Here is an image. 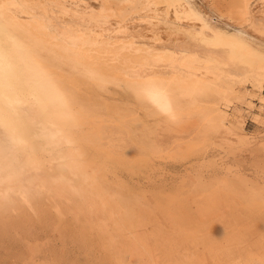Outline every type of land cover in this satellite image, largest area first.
<instances>
[{"label": "bare ground", "instance_id": "6f19581e", "mask_svg": "<svg viewBox=\"0 0 264 264\" xmlns=\"http://www.w3.org/2000/svg\"><path fill=\"white\" fill-rule=\"evenodd\" d=\"M61 1L0 0V128L5 136L3 142L6 143V145L0 144V205H4V202L10 204L11 194L14 193L20 208L29 207L32 201L36 200V194L39 195L42 190H52L53 194L49 202L53 210L50 209L55 211V214L60 218L72 214L78 223L83 241L97 247L96 250L98 249L101 253L105 251L112 260L118 262L120 254L116 250L114 240L116 237L112 236L115 234L114 231L112 230L113 233L110 231L112 235L109 234L111 228L108 230L110 226L104 224L105 221L101 222L104 219L94 221L88 215L87 210L91 208L88 204L86 207L83 206V203L86 202L82 200L83 198L78 199L77 195L80 193H76L75 198L72 199L70 195L67 196L59 188H54L43 181L35 183L30 178H27L26 184L23 185L20 182L22 172L28 167L27 161L32 157L24 154L27 159L22 165L13 160L19 157L21 150L28 149L31 155L41 153L59 169L62 182L59 184L65 183L69 178H80L89 188L94 186V191L91 190L90 195H98V191L95 189L97 179L89 167L92 164L105 167L103 162H119V160H115L114 153H110L111 150L109 149V152L100 143L102 135H106L105 131L103 133L100 128L102 125L97 121L98 118L96 120L99 114L91 107L94 97H99L101 102L103 99L101 96L109 93L113 88H120L132 100L135 106L134 110L147 112L146 115L156 118L161 122L157 123L163 125L162 134L157 132L158 139L155 137L156 133L152 134L153 130L150 127L142 128L143 126H141L144 137H141L142 142L146 141L151 144L154 151L162 152L160 150L164 143L169 141L173 144L178 138L184 144L187 141L184 142L186 139L183 138L191 136L195 130L197 132L193 134L195 136L202 132L206 136L207 131H209L208 133L210 131L220 132L224 127V118H221L222 114L218 111L219 105H217V101H214L226 95L236 83L247 80L255 81L257 84L262 83L264 81V53L259 52L258 48H254L252 46L254 43L250 45L249 41V43L246 42L247 40H243L241 36L239 37L233 32L208 29L209 26L207 27L203 17L186 0H110V2L101 0L104 14L100 11L97 16L89 14L86 17L75 11L70 14L67 10L61 11L65 8ZM250 1L227 0V12L231 16L247 19L246 17L252 15L250 14ZM70 2L68 3L70 4ZM86 4L88 7V3ZM130 7H136V9L142 7L137 9L134 14L145 16V19L154 17L150 21L155 27V31L152 33L154 35L150 33L151 36H147L149 34L142 36V33L136 38L134 35L131 37L132 32L126 31L127 24L125 28L119 26V30L114 31V28H112L113 31L110 30L113 18L124 16V12ZM78 9L76 10L78 11ZM256 14L252 15V18L264 23V13L257 14L259 17ZM111 16H114L111 18L112 20ZM127 18L129 16L123 21L117 19L114 22L123 23ZM140 19L138 18L139 21ZM136 23L138 24L137 21ZM136 23L134 22V24ZM161 30H164L162 34L164 39L159 40L158 34ZM141 31L143 30L139 28L138 32ZM143 32H146L145 29ZM137 34L135 32V35ZM115 90L112 91L116 92ZM225 97L227 98V96ZM108 100H110L109 103H114V100ZM116 102L121 103L120 101ZM124 102L122 101V103ZM126 103L128 105L129 102L122 104L125 106L124 109L128 108ZM104 106L105 110L109 112L112 110V114L117 115V117L114 116L115 118L122 119L123 116L128 117L127 114L130 113L129 110H121V107H110V104H104ZM117 107L119 106L117 105ZM136 116L134 119L140 118L139 114ZM190 118L198 119L197 124L193 125L196 128L192 126L193 128L189 129L186 126V129L181 127L178 128L180 130H175L174 125L178 126L180 123L183 124L182 122L189 123L190 121L186 120H190ZM92 119L96 121L90 122ZM102 119L103 117L99 121L107 118ZM126 120L124 119V121ZM137 123L139 122L135 124ZM105 125L103 124L104 127ZM112 127L114 129L108 127V132L113 131V134H118L119 139L120 134H124L121 138H125L122 140L125 139V142H129L128 145H130L132 140L129 137V131L132 129L125 131L119 126L116 129L115 126L112 125ZM110 128L112 131L109 130ZM137 129L135 130L137 131ZM172 129L175 131L171 132ZM137 133L139 134V131ZM106 134L108 135V133ZM108 136L106 139L110 140L112 135ZM137 136L139 135L134 137L138 138ZM153 137L156 138V141L152 139ZM116 138L117 135L114 139ZM191 138L189 137L187 140L195 139L193 136ZM122 140H120L121 143ZM197 140L196 142H198ZM117 141L118 149L121 147L122 150L119 140ZM159 141L161 142L159 143ZM181 141L177 144L175 142L173 146L168 144L170 147H176L182 144ZM194 142L190 141L191 144ZM112 144L114 145V143ZM134 144L136 145V143L132 145L137 149L138 147H135ZM191 144L185 146L190 148V151ZM122 145H125L124 142ZM170 147L168 146V148ZM261 147L260 151L264 150V145ZM125 150L120 153L122 154ZM184 150L182 149V153ZM89 152L99 154L101 158L90 159L88 158ZM7 153L11 158L4 160L3 157ZM144 156L137 154V157L140 158L133 161L134 157H131L133 159L130 162L144 161L145 158L147 159ZM123 160H126L125 157ZM127 160L129 163L130 159L127 158ZM125 165L127 164L125 163ZM128 166L132 168V165L128 164ZM198 185L206 184L198 183ZM197 188L198 186L196 192ZM202 188L205 186L199 189ZM191 190L193 191L194 188ZM202 190L199 192L202 193ZM249 190L244 193L248 194ZM210 192L204 193L208 196L207 198L221 196L217 191L218 195L213 190ZM236 194L238 195V193ZM244 196L247 198V195ZM220 198H216L218 202ZM248 199L251 207H247H258L259 204L264 203V189L255 188L248 194ZM35 202L33 201V203ZM121 206L124 205L121 204ZM101 209L100 214H107L108 218L116 215L113 214L114 210L110 207ZM121 211H123L122 214L129 215L128 212H125L126 209ZM102 218L106 217L102 216ZM95 220L97 219L95 218ZM111 220L110 222L113 221Z\"/></svg>", "mask_w": 264, "mask_h": 264}, {"label": "rangeland", "instance_id": "374dc122", "mask_svg": "<svg viewBox=\"0 0 264 264\" xmlns=\"http://www.w3.org/2000/svg\"><path fill=\"white\" fill-rule=\"evenodd\" d=\"M69 1L72 3L69 4ZM85 1L88 3V7ZM107 1L110 2V0ZM186 1L203 17L207 27L209 26L208 29L233 32L235 35L241 36L243 40H247L246 42L249 41L250 45L254 43L256 46L254 44L252 46L264 53V23L252 18V15L256 13L258 15L261 12L264 13V4H262L264 0L250 1V14L252 15L246 17L247 19L231 16L227 12V0ZM61 3L65 6L61 11L67 10L69 14L74 11L80 15L84 14L85 17L89 14H93V16L96 14L95 16H97L100 11L104 14L101 0H62ZM79 7L81 11L78 9ZM140 8L137 7V9ZM89 9L90 11H88ZM128 9L124 12V16L110 17L116 22L117 19L123 21L129 16L123 23L112 21L110 30H119V26L125 28L127 24V30H125H129V33L132 32L131 37L134 35L136 38L142 33V36L154 35L152 33L155 31V27L153 23H150L154 17H146L145 19V16L134 14L137 11L136 7ZM130 15L132 16L130 17ZM136 16L139 19L142 18L140 21H143L140 22ZM113 24L115 25L112 27ZM149 26L153 27L149 28ZM138 27L143 31L145 29L147 33L138 32ZM122 28L121 30H124ZM135 32L138 34L135 35ZM163 32L164 30H161V34L157 33L160 36L159 40L163 38ZM251 81L236 83L226 95L214 101H217L218 111L222 114L221 118H224V127L220 132L210 131V134L207 131L206 134L209 135L206 137L202 131L197 136L193 135L197 133L195 130L189 136L190 138L193 136L195 139L191 140V138L190 141L196 142L198 139L199 143L191 144L187 140L189 137H184L183 139H186L184 142L187 141L188 143L183 144L177 138L175 139L176 144L181 141V145L170 147L175 142L171 144L172 142L167 141L162 147L160 146L162 152L154 151L151 144L146 141L142 142L141 137H143L142 128L146 126L153 130L152 134H157V132L162 134L163 125L158 124L157 122L160 121H157L156 118L146 115L147 112L134 110L135 106L132 100L120 88L112 89H116L117 94L111 90V94L109 92L101 96L103 98L101 102L99 97H94L91 107L99 116L101 115V117H96V120L98 118L97 121L102 125L100 128L103 133L105 131L104 134L107 137L112 135L113 138L111 137L110 140L117 135L118 139H116L122 146V150L121 147L118 149V141L114 139L112 142L109 138L106 139L104 135L100 139L102 147L108 149L109 152L111 150L110 153H114L113 158L119 162H103L105 167L93 164L89 167L97 179L95 189L98 191V195H90V191H94V186L89 188L80 178H69L65 183L59 184L62 183L59 169L52 165L45 155L41 153L31 155L28 149L26 151L21 150L19 157L13 161L22 165L27 159H25L24 154L32 157L27 161L28 167L22 172L21 184L25 185L26 179L30 178L35 183L43 181L54 188H59L67 196L70 195L72 199L75 198L76 193H80L77 195L78 199L83 198L82 200L86 202L83 203V206L86 207L88 204L91 208L87 210L88 215L94 221L104 219L101 222L105 221L104 224L110 226L106 225L108 230L111 228L109 234L112 235V230L114 231L115 234L112 236L116 237L114 240L116 250L120 254V261L115 262L105 251L101 253L98 249L96 250L97 247L83 241L78 223L72 214L61 216L62 218L57 216L55 211H52L49 202L53 191L42 190L39 195L36 194L37 198L33 200L36 202L33 203L32 201L29 207L20 208L14 193L11 194L10 204L4 202V205H0V264H264V203L259 204L256 208H250L251 203L249 199L247 200L248 194L255 188L264 189V152H262L264 150L260 151L261 145H264V81L260 84ZM108 99L114 100V103L116 101L121 103L116 102L114 104L112 100V103H109L110 100ZM104 100L105 102H103ZM106 101L110 107H121V110H129L128 117H122V119L125 117L124 119L129 121L115 118L114 116L117 117V115L112 114V110L110 112L105 110L104 104L109 105ZM122 101L129 102L128 105L126 103L128 108L124 109L125 106L122 104L125 102L122 103ZM130 114L132 115L129 116ZM133 114L135 116L139 114L140 118L136 116L137 118L134 119ZM102 117L107 119L99 121ZM93 120L96 121L92 119L90 122ZM135 121L139 122L138 125L135 124ZM186 121L190 122L178 124L180 127L174 125L175 130H180L178 128L181 127L186 129V126L191 129L190 127L197 124L198 119L190 118ZM103 124L109 125L104 127ZM112 125L115 126V129L117 126L120 129H125V131L132 129L129 131V137L132 140L131 143H136L137 146L134 145L138 148H134L131 143L130 145L133 147L128 145L129 142H125V139L122 140L125 138H121L124 134H120V139L118 134H113ZM158 125L160 127H157ZM141 126L143 127L141 128ZM174 126L172 127L174 128ZM108 127H111L109 129L112 131L111 134L108 132ZM175 130L172 129L171 132ZM135 132L137 134H134ZM3 133L0 128V144H4L5 136ZM156 134L155 137L158 139L159 134ZM135 135H139L138 138L134 137ZM155 137L152 139L155 140ZM120 140L124 142L126 147L122 145L123 142L121 143ZM165 144L170 148L168 146L163 147L166 146ZM189 144L194 149L191 148L192 152L190 148H186ZM139 147H141L140 150ZM127 148L130 150H125ZM182 149H185L184 153H182ZM124 150L125 152L121 154L120 152ZM133 150H137V152ZM127 151L131 152L127 153ZM129 153L131 154L129 155ZM137 154L138 156L145 155L148 161L144 156L145 160H141V162L145 164L142 163L141 165L140 161V163H131L130 161L133 159L131 157H134L133 161L140 158L137 157ZM124 157L126 160H123ZM10 158L9 153L3 157L4 160ZM88 158L96 159L101 158V156L89 152ZM127 158L130 159L129 163ZM128 164L132 165V168H129ZM198 183L206 185L202 186ZM193 185L198 186L197 192L199 194L196 192L197 186ZM232 185L235 187L233 188ZM199 186H205V188L202 190L199 189ZM191 188H194L195 191H192ZM247 189L249 193L245 194ZM201 190L202 193L199 192ZM212 190L215 193L217 191L224 198L219 195L221 200L220 197L216 196V198H220L219 202L215 196L212 199L207 198L208 196L205 194L209 191L212 192ZM244 195H247V198ZM118 199L120 200L118 201ZM211 203L213 205H210ZM214 203L216 204L214 205ZM121 204L124 206L122 207ZM102 207H110L114 210L113 214L116 215L108 218L107 214H100ZM121 210L128 212L129 215L122 214L123 211ZM102 216L107 219L102 218ZM107 220L109 222H106Z\"/></svg>", "mask_w": 264, "mask_h": 264}]
</instances>
